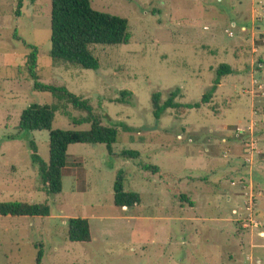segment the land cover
<instances>
[{"label":"rangeland","instance_id":"rangeland-1","mask_svg":"<svg viewBox=\"0 0 264 264\" xmlns=\"http://www.w3.org/2000/svg\"><path fill=\"white\" fill-rule=\"evenodd\" d=\"M89 1L128 22L127 43L89 47L97 69L51 59V0H0V202L50 207L48 216L0 215V264H264V229L251 233L248 218L264 221V0ZM31 47L38 81L87 99L101 124L118 130L112 152L137 157L71 144L62 191L46 193L30 143L47 161L49 131L21 130L18 121L32 103L58 102L33 88ZM220 63L234 70L207 103L153 117V93L163 101L178 88L175 101L200 102ZM123 90L131 94L116 101ZM82 116L60 104L51 129L88 130ZM71 170L85 191L70 189ZM118 171L137 206L114 205ZM68 217L88 219L89 242L67 239Z\"/></svg>","mask_w":264,"mask_h":264},{"label":"trees","instance_id":"trees-1","mask_svg":"<svg viewBox=\"0 0 264 264\" xmlns=\"http://www.w3.org/2000/svg\"><path fill=\"white\" fill-rule=\"evenodd\" d=\"M18 0V7L20 5ZM128 22L124 17L109 14L92 8L89 0H51L50 8V51L49 55L54 62H64L71 66L85 69H97L99 61L90 51L91 45H119L128 42ZM26 65L29 76L33 80V88L38 91L49 92L58 103H32L24 108L19 116L18 128L21 130H48L49 156L45 161L37 153L36 145L31 142L30 161L36 167L39 182L47 194L57 195L62 190V170L66 166L67 148L71 144H104L110 155L124 158H134L139 154L135 150H121L113 153L111 146L117 140L118 130L115 126L101 124V117L96 115L90 102L72 92L65 86L45 84L38 81L34 74L37 65V50L31 47L26 56ZM233 72L227 63H220L215 69L213 84L202 95L200 102L179 103L175 98L180 94L176 88L169 92L165 100L157 92L151 95L152 115L159 119L167 109L198 108L207 103L220 83L221 76ZM127 90L120 92L123 101ZM60 104L83 112L84 116L77 123H90L88 130L51 129L55 112ZM125 131L132 127L121 124ZM150 169L157 171V166ZM124 172L118 171L112 186L113 203L118 207H134L140 203L137 192L123 188ZM50 207L46 202L26 203L19 201L0 202V215L10 216H48ZM67 239L70 242H89L91 240L90 224L87 218L69 217L66 220Z\"/></svg>","mask_w":264,"mask_h":264},{"label":"crops","instance_id":"crops-1","mask_svg":"<svg viewBox=\"0 0 264 264\" xmlns=\"http://www.w3.org/2000/svg\"><path fill=\"white\" fill-rule=\"evenodd\" d=\"M252 50H255V49H252ZM232 64V63H231ZM230 65V64H229ZM231 66V68L233 69V67H232V65H230ZM234 70V69H233ZM262 152V151H261ZM248 160V157H247V155L243 158V160ZM65 168H67V163H66V166L63 168V170L65 169ZM63 170H62V174H63ZM63 177V176H62ZM68 177L71 179L72 178V182H74V185H72V186H70V189L72 190V191H76V192H79V191H85L88 187H87V184L85 183L84 184V188H82V187H80V186H78L77 185V181H78V179H77V176H76V174H75V172L74 171H70L69 172V175H68ZM250 186H251V183L249 184ZM249 186V187H250ZM248 187V188H249ZM62 191V190H61ZM248 215V214H247ZM69 218V217H68ZM82 218V217H81ZM249 220H252V221H256V222H259L260 224H261V228L262 229H264V221H260V220H255V218L253 217V212L252 213H250L249 214ZM247 218V219H248ZM244 227L245 226H247L246 225V223H244V225H243ZM251 227V233H252V227L253 226H250ZM249 260H250V263H251V259H250V257L248 258ZM246 260H247V257H246ZM245 262H248V261H245Z\"/></svg>","mask_w":264,"mask_h":264},{"label":"built area","instance_id":"built-area-1","mask_svg":"<svg viewBox=\"0 0 264 264\" xmlns=\"http://www.w3.org/2000/svg\"><path fill=\"white\" fill-rule=\"evenodd\" d=\"M227 34L230 35V36L232 35V33H231L230 31H228ZM254 84H258V82L256 81V82H254ZM257 87H258V88H262V86L259 85V84L257 85ZM249 92H250V91H249ZM245 130H250V127H247V129H246L245 127H242V129H240V128L238 127L236 131H237L238 133H244ZM246 146L249 147V150H254V149H256V146H257V145H246ZM250 222H252V225H251ZM247 224H248V223H247ZM249 225H250V226H253V227H260V226H261V224H260L259 222L252 221V220H249Z\"/></svg>","mask_w":264,"mask_h":264}]
</instances>
